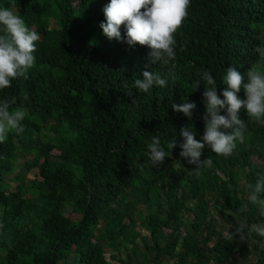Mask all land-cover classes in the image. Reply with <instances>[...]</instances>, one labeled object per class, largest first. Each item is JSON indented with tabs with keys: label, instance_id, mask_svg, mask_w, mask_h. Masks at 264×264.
<instances>
[{
	"label": "trees",
	"instance_id": "trees-1",
	"mask_svg": "<svg viewBox=\"0 0 264 264\" xmlns=\"http://www.w3.org/2000/svg\"><path fill=\"white\" fill-rule=\"evenodd\" d=\"M89 2L0 0L40 35L27 78L0 90V101H15L10 110L26 113L24 131L0 143V264H264V238L250 231L264 215L246 188L264 175V123L241 110L245 142L229 157L206 146L201 159L213 164L198 175L179 155L183 126L198 140L203 134V71L221 99L229 66L245 78L251 67L264 72V55L255 51L264 49V0H190L174 34L175 61L147 68L146 46L91 42L99 21ZM143 71L159 73L166 86L140 92L134 81ZM187 101L196 104L191 119L171 108ZM154 136L168 153L155 167L147 155ZM18 153L33 158L19 166ZM16 168L41 175L25 181L15 174L11 187L6 177ZM214 217L230 225L227 234ZM240 223L243 243L229 236Z\"/></svg>",
	"mask_w": 264,
	"mask_h": 264
},
{
	"label": "clouds",
	"instance_id": "clouds-1",
	"mask_svg": "<svg viewBox=\"0 0 264 264\" xmlns=\"http://www.w3.org/2000/svg\"><path fill=\"white\" fill-rule=\"evenodd\" d=\"M190 0H109L102 8L104 21L99 24L103 35L109 40L123 41L129 46H146L149 49L147 68L157 63L168 66L176 59L175 33L181 28L188 15ZM121 26L124 35L121 34ZM40 35L26 26L19 12L9 8H0V90L11 87V81L18 77L27 78V73L35 63L34 53ZM256 52L264 55V49L257 47ZM142 78L134 81V87L142 93H147L153 86L165 87L166 79L159 73L143 71ZM201 80L205 82L202 93L204 102L203 134L196 139V133L186 125L180 129L182 143L180 157L193 165V173L199 174L201 169L211 168L210 158L201 159L203 149L207 146L217 157H229L237 149L238 143L245 142V121L241 119L244 110L248 119L254 123H264V72L256 67L247 70L246 78L236 68L229 66L222 79L226 85L221 95L217 94L216 81L208 70L203 71ZM197 80L193 91L201 84ZM246 81V82H245ZM243 89L244 98L238 95ZM8 100L0 101V143H3L8 133L20 134L24 131L21 121L25 111L21 108L10 110ZM174 112L182 113L192 118L195 102L173 103ZM221 110L226 114L221 115ZM177 146L176 140L168 144V148ZM148 159L153 167L163 163L166 153L160 145V140L154 136L148 144ZM264 150V149H262ZM249 190L248 200L261 209L264 215V175L259 176L256 183L246 184ZM234 232H229L230 239L239 237V242H246L247 236L244 224H237ZM250 231L264 238V221L251 225ZM264 249V239L258 242Z\"/></svg>",
	"mask_w": 264,
	"mask_h": 264
},
{
	"label": "rangeland",
	"instance_id": "rangeland-1",
	"mask_svg": "<svg viewBox=\"0 0 264 264\" xmlns=\"http://www.w3.org/2000/svg\"><path fill=\"white\" fill-rule=\"evenodd\" d=\"M105 4H106V0H90V2H89L88 11L90 14H93L94 17L98 18V21H99L98 24H100L101 22L104 21V15H103L102 8ZM49 26L52 27L53 24L49 23ZM90 32H91L90 33L91 42L96 44L98 47H101L102 45L107 44L110 41H112L113 43L115 41H117L115 39L109 40L108 38H106L103 35L102 30L100 29L99 25H98V28H96L95 30L92 29ZM107 47L110 50H112L113 48H115V45L109 44V45H107ZM114 53L119 55V51H117V50H115ZM120 57H121V59L123 58L121 55H120ZM18 154H19V156H18L16 163L19 166H22L24 164V162L30 161L33 158V156H31V155L22 154V153L21 154L18 153ZM15 174L19 175V178H20V176L24 177L23 179L25 181L31 180L34 177L38 179L39 176L41 175V173L36 172L35 170H31L29 173H24L22 169L16 168L14 171H12V173L9 176L6 177L7 185H10L11 187L15 185V182L11 181V178ZM242 187H243V178L241 175H239L238 179H237V188L242 189ZM64 215L66 217H69L72 220H75L77 218V216L73 215L70 212L69 208H66L64 210ZM213 224L215 225L216 229L219 232H221L222 234H227L228 231H230L229 229L231 228L230 225L228 223L224 222L220 217H214ZM210 245H211V242L206 241L203 243L202 248L208 252V248H210ZM247 262L248 261L244 260V259H237L238 264H247ZM112 264H116V263L113 262ZM166 264H168V263H166Z\"/></svg>",
	"mask_w": 264,
	"mask_h": 264
}]
</instances>
